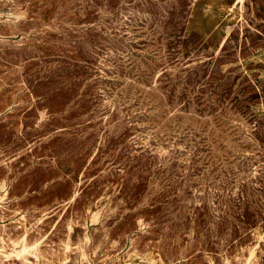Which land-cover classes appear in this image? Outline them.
I'll return each instance as SVG.
<instances>
[{"label": "rangeland", "instance_id": "obj_1", "mask_svg": "<svg viewBox=\"0 0 264 264\" xmlns=\"http://www.w3.org/2000/svg\"><path fill=\"white\" fill-rule=\"evenodd\" d=\"M0 264H264V0H0Z\"/></svg>", "mask_w": 264, "mask_h": 264}]
</instances>
